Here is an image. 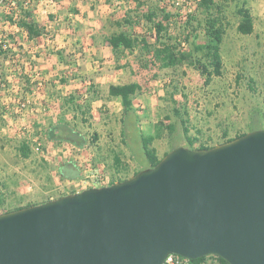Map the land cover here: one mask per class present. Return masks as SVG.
Instances as JSON below:
<instances>
[{"label": "rangeland", "instance_id": "obj_1", "mask_svg": "<svg viewBox=\"0 0 264 264\" xmlns=\"http://www.w3.org/2000/svg\"><path fill=\"white\" fill-rule=\"evenodd\" d=\"M6 1L0 0V179L8 184L9 191L17 190L24 197L23 204L80 191L60 177L58 168L64 161L75 162L82 177L89 168H100L110 181L132 176L140 168L138 162L142 167L148 166L138 134H153L158 124H162V138L155 140L153 146L161 158L173 147L186 145L173 112L175 106L183 114L188 113L191 134L197 135L200 130L201 143L209 146L223 141L224 132L231 137L248 132L252 116L257 120L255 127H264V0H245L255 20V31L248 36L237 30V9L244 0L225 3L223 75L214 77L209 85L201 72L188 64L162 69L159 62L151 63L153 57L141 48L113 52L105 41L112 34L124 32L155 44L156 31L144 14L158 3L172 16L169 34L178 36L183 53L193 54V44L184 42L185 28L190 15L204 18L198 10L200 0H21L33 13L32 19L45 28V34L35 40L8 21L15 3ZM126 14L134 24L119 26L117 22ZM20 16L17 10L15 18ZM203 28L195 39L198 44L209 42ZM128 83L140 84L143 92L134 100L139 131L129 123L124 140L122 101L110 98L108 91L111 85ZM91 84L100 91L102 101L91 102ZM170 92H175L178 104L171 101ZM37 95L55 97L57 105L45 103V110L32 117L27 114L31 107L42 109L30 102ZM72 95L82 97L78 103L81 110L86 102L92 103L91 129L73 119L75 112L66 104ZM25 101H29L28 106L21 108ZM77 115L81 117L80 113ZM66 120L89 136L98 132L99 148L49 141L45 131L50 122ZM171 124L177 128L174 136L168 133ZM21 141L31 146L29 159H24L18 150ZM116 154L127 165L123 170L118 171L114 165ZM42 160L49 163V171L44 169ZM48 173L56 180L53 186L47 182ZM0 192L6 191L0 187ZM19 203L18 197L9 195L6 204ZM0 212L3 214V209ZM203 264L220 262L208 257Z\"/></svg>", "mask_w": 264, "mask_h": 264}, {"label": "water", "instance_id": "obj_2", "mask_svg": "<svg viewBox=\"0 0 264 264\" xmlns=\"http://www.w3.org/2000/svg\"><path fill=\"white\" fill-rule=\"evenodd\" d=\"M172 254L264 264V128L0 214V264H164Z\"/></svg>", "mask_w": 264, "mask_h": 264}, {"label": "trees", "instance_id": "obj_3", "mask_svg": "<svg viewBox=\"0 0 264 264\" xmlns=\"http://www.w3.org/2000/svg\"><path fill=\"white\" fill-rule=\"evenodd\" d=\"M13 1L15 3V7L13 8L14 10L12 13L7 16L8 21L20 29L25 30L30 40H35L42 37L45 34V28L41 27L32 19L33 13L27 8L26 4L21 0ZM106 1L111 3L112 0ZM163 1L164 0H159V2ZM4 2L7 1L4 0ZM227 2L228 0H224L223 2H217L216 0H200L198 3V10L201 11V14L204 16V18L197 19L196 16L190 15L186 21L185 31L187 33L184 38V42L193 44V54H201V57H194L192 53H183L181 50L182 42L179 40L178 36L169 34V25L171 23L170 21L172 16L167 13L164 8H161L158 3L149 7L148 12L144 14L146 21L150 23L152 25V29L156 31L155 44H150L146 38L138 39L124 32L112 34L106 38L105 41L113 52H119L120 50L133 51L136 48H141L148 55L153 57L154 60H151V63H153V61L159 62L162 69L175 68L184 64H188L191 67L199 70L202 76L205 77V84L209 85L214 77H221L223 75L224 62L221 47L224 36L226 35L227 24L225 23L224 11L226 8L225 3ZM138 5L140 7L143 6V4L140 2H138ZM17 10L20 11L22 15L19 19L15 18L17 15ZM237 13L240 16V22L237 26L238 32L246 36L253 34L255 31V20L251 10L246 6L245 0L242 6L237 9ZM128 15L129 14H126V17L122 21L117 22V24L119 26H132L134 23ZM159 16H162L161 19H159ZM196 21L197 25L194 24ZM202 28L204 29V33L209 42L198 44L195 39L199 37V31ZM192 39H194V41H191ZM1 53L2 51H0V54ZM94 87V84H91L88 90V93L91 94V102L102 101L103 98L101 97L100 91L96 89V87L94 89ZM142 92L143 88L138 83L118 84L111 85L109 87L108 94L110 98L121 99L122 101L121 122L122 137L124 140L127 138V127L129 123H131L136 128V130L139 131V118L137 115V109L134 106V100L135 97ZM169 95L171 101L175 105L178 104V102L175 100V92H170ZM81 98H78L74 95L69 96V98L66 99V104L75 112L73 119H79L82 125H85L91 129V119L93 118L91 114L92 103L86 102L85 109L81 110V106L78 104ZM173 112L178 119L182 134L185 137V147L191 149H210L214 147L201 143L202 132L200 130H197V135L191 134V126L188 119V113L186 111L183 114L182 111L177 106H175L173 108ZM78 113L81 114L80 118L77 115ZM256 116L258 118V116H260V112H257ZM256 122L257 120H255L254 116H252L249 131L235 135V137H229L228 133L224 132L223 141L216 145L229 142L235 138L244 136L251 131L264 128L255 127ZM176 130V125L171 124L168 126V133L170 136H174ZM162 131V124H158L156 125L155 132L153 134L144 135L139 132L138 136L142 142L144 154L148 160V166L142 167L141 162H138L140 168L135 171L132 176L136 175L143 169L154 167L160 162L162 158L158 155V151L153 146V144L155 140L162 138ZM45 136L53 143H70L79 148H85L88 144H91L93 147L99 148L100 134L98 132L94 131L89 136V134L83 133L81 130L76 128L75 124H72L67 120L57 123L50 122L47 130L45 131ZM197 143L201 144L197 146ZM175 148L176 147H173L172 150ZM18 150L24 159H29L32 155V149L28 142L21 141ZM168 153H166L164 156H166ZM42 163L44 164V169L49 171V163L47 160H42ZM114 165L117 167L118 171L123 170L125 166H127L124 164L119 154L114 156ZM58 170L60 177L65 181H75L82 177L80 168L75 162L71 160L62 162L59 165ZM132 176L115 178L114 180L110 181L109 185L126 180ZM46 179L51 186L54 185L55 181L50 173L46 175ZM0 187L6 191L0 192V208L3 209V213L19 210L21 208L33 205H40L66 195L60 194L55 197H48L41 202H28L23 204L24 197L19 196L17 190L12 192L9 191L8 184L1 181V179ZM9 195L18 197L20 202L19 205L10 206L6 204L9 199ZM209 257L216 258L220 264H228L222 258L215 256ZM207 259L208 257H203L198 260H191L190 262L191 264H203Z\"/></svg>", "mask_w": 264, "mask_h": 264}, {"label": "built area", "instance_id": "obj_4", "mask_svg": "<svg viewBox=\"0 0 264 264\" xmlns=\"http://www.w3.org/2000/svg\"><path fill=\"white\" fill-rule=\"evenodd\" d=\"M29 101H25L22 103L21 108L27 107ZM72 185H75L76 188L83 191L85 189L94 188V187H105L110 186L109 176L105 174L100 168L99 169H91L89 168L84 172V175L79 180L69 181ZM79 192V191H75ZM191 260L183 258L179 255H169L164 264H191Z\"/></svg>", "mask_w": 264, "mask_h": 264}, {"label": "crops", "instance_id": "obj_5", "mask_svg": "<svg viewBox=\"0 0 264 264\" xmlns=\"http://www.w3.org/2000/svg\"><path fill=\"white\" fill-rule=\"evenodd\" d=\"M32 101H33V106H35V105H41L42 106V109L41 108H37V109H35V108H33V107H31L30 108V111H28L27 112V114L29 115V114H31V116L32 117H35V116H38L37 114V112H41L42 110H45V108H44V104L45 103H52L53 105L54 104H56L57 105V101H56V99H55V97H52V99L50 98V97H48L47 99L46 98H44L43 96L42 97H40L39 95H37V96H33L32 97V100H30V102L32 103ZM98 102V101H97ZM134 106L136 107V105H135V102H134ZM51 113H54V112H51ZM55 116V115H54ZM53 118V117H52ZM150 135V134H149ZM229 137H231V136H229ZM235 137V136H234ZM56 181V180H55ZM79 192H81V191H79ZM19 193V192H18ZM70 194V193H69ZM67 195V194H66ZM1 213V212H0Z\"/></svg>", "mask_w": 264, "mask_h": 264}]
</instances>
